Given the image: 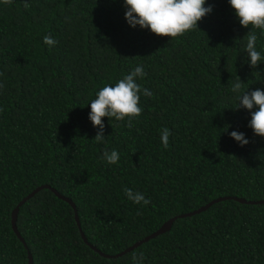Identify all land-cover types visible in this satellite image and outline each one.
I'll use <instances>...</instances> for the list:
<instances>
[{
  "label": "trees",
  "instance_id": "1",
  "mask_svg": "<svg viewBox=\"0 0 264 264\" xmlns=\"http://www.w3.org/2000/svg\"><path fill=\"white\" fill-rule=\"evenodd\" d=\"M27 3L0 0V264H27L28 251L32 264H132L133 253L143 264H264V202L216 201L116 257L80 233L116 253L215 197L264 198V136L231 91L238 76L242 92L264 90V59L253 68L244 51L255 31L264 57V32L243 27L229 0H207L212 12L174 39L131 27L125 0ZM137 66L147 73L137 83L153 95L140 93L143 112L130 127L104 117L96 142L91 101ZM106 149L117 163L103 159ZM43 183L71 198L80 228L72 205L43 187L18 209L25 246L11 212ZM125 187L151 203L135 204Z\"/></svg>",
  "mask_w": 264,
  "mask_h": 264
},
{
  "label": "clouds",
  "instance_id": "2",
  "mask_svg": "<svg viewBox=\"0 0 264 264\" xmlns=\"http://www.w3.org/2000/svg\"><path fill=\"white\" fill-rule=\"evenodd\" d=\"M13 0H3L4 4H11ZM207 0H125L126 13L125 18L128 24L136 28L140 26L157 36L171 37L172 39L184 35L186 32L198 27L199 22L209 13L212 12V6H205ZM231 7L235 10L240 24L247 28L251 25L252 29H260L264 32V0H229ZM25 8L29 7L27 0ZM244 39L246 47L244 51L250 57V65L256 68L262 59L261 53L257 51V34L250 31ZM45 44L50 48L54 47L58 41L50 35L44 37ZM3 75V73H0ZM147 73L143 66L135 67L129 74L120 79L115 86L111 84L102 87L96 98L90 103V120L94 127L99 131L95 136L96 142H103L104 122L103 118L108 117L110 120L129 121L142 114L143 109L140 107V93L146 97L152 96L153 93L137 83V78L143 79ZM4 87L0 83V89ZM243 82L238 76L237 80L231 84V91L237 93L238 107L246 108L251 112V127L256 135L264 136V90H254L251 92L241 91ZM254 107L256 108L253 111ZM2 111V109H0ZM171 132L168 128L161 129V142L165 148L169 146V137ZM230 136L235 139L241 146L247 145L250 141L245 138V134L239 131H232ZM119 153L116 150L103 153V159L109 164H115L119 160ZM126 197L135 204L147 206L151 203L145 195L139 191L125 187L123 189ZM141 214L140 212L137 213ZM143 253L139 255L132 254V264H143Z\"/></svg>",
  "mask_w": 264,
  "mask_h": 264
},
{
  "label": "water",
  "instance_id": "3",
  "mask_svg": "<svg viewBox=\"0 0 264 264\" xmlns=\"http://www.w3.org/2000/svg\"><path fill=\"white\" fill-rule=\"evenodd\" d=\"M43 187H48L50 188L58 197L68 201L72 207L74 208V214H75V219H76V222H77V225L79 226L80 228V221H79V218H78V215H77V211H76V207H75V203L71 200L70 197L68 196H65L64 194L60 193L56 188L50 186L49 184L47 183H43V184H39L37 185L36 187H34L30 192H28L26 195H24L19 201L18 203L15 205V207L13 208L12 212H11V224H12V228L13 230L16 232L17 236L23 241V243L25 244L26 246V243L24 241V238L22 237V235L20 234V232L18 231L17 229V226H16V217H17V213H18V209H19V206L24 203L28 198H30L33 194H35L39 189L43 188ZM226 198H234V199H237L241 202H249V203H256V202H264V198L262 199H246L244 197H238V196H229V195H222V196H218V197H215L213 199H211L210 201L206 202L205 204L191 210V211H186V212H182V213H179L177 215H174L172 217H169L167 220H165L158 228H156L155 230H153L152 232L146 234L145 236H143L142 238L134 241L133 243H131L130 245L126 246L124 249L116 252V253H105V252H102L101 250H99L98 248H96L93 244H91L86 236L84 235L83 231L80 229V233H81V236L83 238V240L87 243L90 244L91 247H93L96 251H98L101 255H104L106 257H116V256H119V255H122L123 253L133 249L135 246H137L138 244H140L141 242L161 233V232H164L166 231L167 229L170 228L173 220L180 216H186V215H191L193 213H196V212H200L204 209H206L208 206H210L212 203L216 202V201H219V200H222V199H226ZM33 262V259H32V255L31 253L28 251V263L27 264H32Z\"/></svg>",
  "mask_w": 264,
  "mask_h": 264
}]
</instances>
